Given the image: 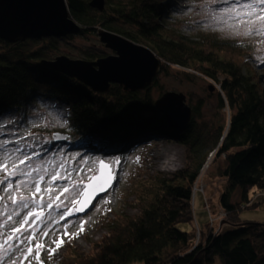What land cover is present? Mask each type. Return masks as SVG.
<instances>
[{
  "label": "trees",
  "instance_id": "trees-1",
  "mask_svg": "<svg viewBox=\"0 0 264 264\" xmlns=\"http://www.w3.org/2000/svg\"><path fill=\"white\" fill-rule=\"evenodd\" d=\"M172 1L106 0L99 11L90 6L91 0H66L71 17L81 25L69 36L107 29L150 47L161 58L160 72L176 66L204 76L218 86L213 87L217 106L228 110L224 121L216 112L217 122L200 123L199 105H190L189 125L172 127L149 95L159 73L144 91H125L115 84L96 92L42 64L57 53L62 37L0 38V119L13 117L18 127L35 106L55 111L64 122L49 130L50 147H77L80 152L110 150L122 157L125 148L147 136H166L185 148L182 168L169 175L155 171L134 184L133 204L139 212L116 213L89 253L73 250L66 261L47 264H205L208 253L218 255L221 264H264V221L241 218L238 212L250 202V191H260L264 198V72L256 74L246 62L245 55L253 59L248 42L181 35L170 25ZM83 54L87 60L105 56L88 50ZM255 63L264 65L262 60ZM32 130L35 134L40 128ZM55 133L65 137L57 140ZM209 154L211 164L219 158L225 163L218 170L223 183L218 205L226 216L202 248L200 238L196 241L193 188ZM237 189L240 198L234 201Z\"/></svg>",
  "mask_w": 264,
  "mask_h": 264
},
{
  "label": "rangeland",
  "instance_id": "rangeland-1",
  "mask_svg": "<svg viewBox=\"0 0 264 264\" xmlns=\"http://www.w3.org/2000/svg\"><path fill=\"white\" fill-rule=\"evenodd\" d=\"M241 2H245V0H241ZM233 3L234 0H173L172 3L168 2V5H171V7L175 5L172 10H168V14L171 17L170 25L172 24V27L176 28L181 35L188 37L211 35L220 39H235L250 43L253 47L251 55L254 60L247 55L244 58L250 65H254L256 74L263 73L264 65L258 67L255 62L264 61V43H261L264 37L255 34L251 36L237 34L242 33L243 29L235 27V21L229 20L225 13V9L230 8ZM117 23L120 27L127 28L125 24ZM57 45L59 48L57 51H54L57 53L47 56V59H53L57 55L83 58L84 50L103 53L104 55L112 53V50L105 47L104 43L100 41L97 30L89 32L84 36L62 37ZM212 85H215L214 82L204 76L171 66L167 67L165 72H159L155 84L149 88V95L155 101L165 91L182 92L185 94V102L187 104L191 106L199 105L201 117L197 118V120L200 123L205 122L210 125V123L217 122L214 116L216 112L218 113V117H221V121L226 120L228 115L227 109L221 110L218 108L215 89L210 91L209 88ZM213 87L218 89L216 85ZM145 89L138 91H144ZM29 113H31V116L23 126L21 124L15 127L18 121L14 122L15 119L13 117H3L0 119V143L7 142L3 148H0V158H3L5 153H12V150L16 148L22 149V152L14 153V155L32 156V159L28 163L33 168L40 166L47 170L44 174V181L41 182V189L47 187V181L50 179L51 173L57 171L62 175L71 172V176L68 180H57L53 188L58 190L64 184H69L71 187L76 182H80L81 188H83L84 182L88 180L87 177L97 172L100 161L108 163L116 174V180L112 187L99 195L85 212L79 213L75 210L77 204L73 205L70 203V200L75 199L79 201L81 195L72 194L61 196L60 200L56 201V203H60L62 206L59 209L54 206L50 215L46 207L43 209L41 215L44 223L38 222L36 227L40 230L47 228L49 235L41 238V242L44 245L40 253L41 264L66 261L71 258L70 253L72 254L73 250L82 255L89 253L94 246V242L101 239L107 232L106 224L116 213L121 211L129 214L139 212V209L133 204L136 198L134 184L137 181L148 178L155 171H161L169 175L182 168L186 162L184 146L176 140L166 138V136H147L145 139L137 142L136 146L130 150L125 148L123 151L127 150V152L122 157H115L117 152H111L110 150H101L104 152H80V149L77 147L60 148L54 147V145L50 147V142L46 139L50 138L49 130L61 128L64 122L63 117L55 111L38 106L30 109ZM33 128H40V130L34 134ZM28 130H30V133ZM39 134L43 138L39 137ZM38 143L40 144L38 145ZM210 159L209 154L206 160L207 164H204L200 172V181L196 183L198 186L203 185L202 187L205 190V193H202L204 199L207 198L208 203L210 202V216L204 205V209L209 217V224H219L218 226H222L226 214L223 215L224 211L218 206L220 189L223 184L221 183L222 179L218 175V170L225 163L222 158H219L215 163L211 164ZM117 160L119 163H116ZM21 167L24 166L21 165ZM4 175L5 173L0 172V179ZM33 175L38 178L39 174L33 173ZM22 179L26 180L27 177H13V185H15L17 180ZM4 187L5 185H0V196H4V202H6L7 193L3 191ZM79 191L80 189H77V192ZM57 194L58 191L52 193L53 196ZM19 195L31 197L32 193L28 189H21L16 193L17 198ZM41 195L44 196V202L47 203L48 193H41ZM35 198L39 200L40 195H37ZM239 198L240 191L237 189L232 196V200L235 201ZM249 198L250 202L245 207L239 209V216L241 218L264 221V198L262 199L261 192L257 191L253 193L250 191ZM4 202H0V210H3ZM8 208L12 209L14 206L9 203ZM195 208L193 200L194 212ZM68 209H72L73 214L61 219V215ZM27 211L28 209L21 210V216ZM210 218H214V220L211 221ZM4 219L5 217L0 215V222ZM14 219L18 221L20 217H14ZM81 222H85L83 231H79ZM194 222L196 235H198L197 240H199L200 230L197 228L196 220ZM29 223H31V220ZM64 225H68L67 231L69 233L75 234L79 232V234L63 236L65 231ZM11 227L12 225L9 223V225L0 229V232L7 233ZM28 234L25 233V235ZM37 236L39 237V232H37ZM58 237H62L64 243L59 248H56L53 240H56ZM2 242L3 237H0V243ZM5 247H7V244H5ZM22 247L24 246L22 245ZM49 249L55 250L49 252ZM34 257L35 252H33L30 259L32 264H37ZM19 259L20 253L18 250L7 255L0 250V264H12L13 260H17V264H19ZM24 264H28V261H24ZM212 264H221V262L216 259Z\"/></svg>",
  "mask_w": 264,
  "mask_h": 264
},
{
  "label": "water",
  "instance_id": "water-1",
  "mask_svg": "<svg viewBox=\"0 0 264 264\" xmlns=\"http://www.w3.org/2000/svg\"><path fill=\"white\" fill-rule=\"evenodd\" d=\"M106 0H91L90 6L101 11ZM81 25L71 17L66 0H0V38L8 42L44 37H66L78 33ZM99 39L112 53L95 60L71 58L57 55L44 58L42 64L78 79L96 92H107L113 85L125 91L147 88L161 71V58L148 46L137 43L107 29L98 31ZM210 90L213 86L209 87ZM168 125L183 129L192 119V109L185 102V94L165 91L153 101ZM65 135L54 134L55 139ZM105 165H109L105 163ZM92 176L98 181H85L93 187L80 196L75 207L85 212L99 195L109 190L116 180V174L108 167L98 165Z\"/></svg>",
  "mask_w": 264,
  "mask_h": 264
},
{
  "label": "snow or ice",
  "instance_id": "snow-or-ice-1",
  "mask_svg": "<svg viewBox=\"0 0 264 264\" xmlns=\"http://www.w3.org/2000/svg\"><path fill=\"white\" fill-rule=\"evenodd\" d=\"M225 13L228 16L229 20L235 21V27L242 28V34L245 36H251L253 34L264 37V0H234V3L230 8L225 9ZM264 43V40L261 41ZM7 142L0 143V148H3ZM22 149L16 148L12 150V153H5L3 158H0V172L5 173L4 177L0 179V185H5L3 191L7 193V201H5L4 196H0V202H4L3 210H0V215H3L5 219L0 222V229H3L5 226L11 223L12 227L7 233L0 232V237H3V242L0 243V250H2L6 255L11 254L15 251H19L20 259L19 264H24V261H28V264H32L30 257H32L33 252H35V260L37 264L40 262V253L44 245L41 242L42 237L49 235V230L45 228L40 230L36 227L37 223H44L41 213L46 207L49 210V215L51 210L55 208L59 209L62 205L56 203L60 200L61 196L65 194L72 195H83L89 188L93 187L91 184L84 185L81 188L80 182L73 183L71 187L69 184L62 185L58 190L53 188L54 183L59 179L68 180L71 176V172H67L66 175H62L60 172H53L50 175V179L47 181V187L41 189V182L44 181V174L46 169L41 168L40 166H33L28 163L32 159L30 155H14V153H21ZM116 163H119L117 160ZM100 164L103 167H108L110 170V165H105L104 161H100ZM23 165L24 167H21ZM63 167V165H61ZM33 173H37V176H34ZM27 177L26 180H17L15 185L12 183L13 177ZM89 181H98L99 176H88ZM31 185V187H30ZM21 189H28L31 193V197L24 195H19L17 198L16 193ZM77 189H80L77 192ZM58 194L53 196V192ZM41 193H48V201L44 202V196ZM40 195L39 200L35 197ZM67 198V197H66ZM77 200H70V203L73 205L77 204ZM14 206V208L9 209L8 204ZM31 205V207H30ZM28 209L27 212L21 216V210ZM38 209L40 210L38 212ZM76 211H83V208H76ZM72 209H68L65 213L61 215V219L66 216L72 215ZM14 217H20L17 221ZM31 220V223L29 221ZM84 223L81 222L79 231H83ZM68 225H64L65 231L63 236H74L78 235L79 232L72 234L67 231ZM39 232V237L37 236ZM25 233H29L25 235ZM35 241V243H33ZM64 243L62 237H58L56 240H53V244L56 245V248H59ZM7 244V247H5ZM22 245L24 247H22ZM55 249H49V252L54 251ZM12 264H17V260H13Z\"/></svg>",
  "mask_w": 264,
  "mask_h": 264
},
{
  "label": "crops",
  "instance_id": "crops-1",
  "mask_svg": "<svg viewBox=\"0 0 264 264\" xmlns=\"http://www.w3.org/2000/svg\"><path fill=\"white\" fill-rule=\"evenodd\" d=\"M208 190V189H207ZM209 191V190H208ZM208 194V193H207ZM210 203V202H209ZM194 205H195V220H196V225L197 228L200 230V241L199 243L201 244V247L206 246V242L209 239V237L217 232L220 228L218 225H210L209 224V217L204 209V195L201 192H196L194 194ZM219 206V205H218ZM213 209V205H212ZM224 227H222L223 229ZM218 255H214V253H208L207 260L205 264H212L216 259L220 260L219 256L216 258Z\"/></svg>",
  "mask_w": 264,
  "mask_h": 264
},
{
  "label": "built area",
  "instance_id": "built-area-1",
  "mask_svg": "<svg viewBox=\"0 0 264 264\" xmlns=\"http://www.w3.org/2000/svg\"><path fill=\"white\" fill-rule=\"evenodd\" d=\"M210 155H211V154H210ZM206 164H207V163H206ZM199 179H200V176H199V178L197 179V182L200 181ZM202 186H203V185L198 186L197 183H195L194 188H193V197H194V194H195L196 192L205 193V190L203 189ZM204 202H205V209H206V211L208 212V214H209V216H210V214H211V210H210V207H209L208 199L205 198V199H204ZM222 212H223V211H222ZM222 214L225 215V212H223ZM210 219H211V221L214 220V218H210ZM197 239H198V235H197V237H196V241H198Z\"/></svg>",
  "mask_w": 264,
  "mask_h": 264
}]
</instances>
